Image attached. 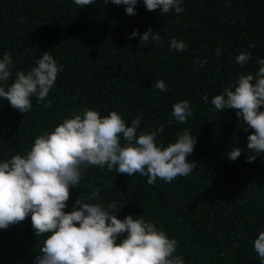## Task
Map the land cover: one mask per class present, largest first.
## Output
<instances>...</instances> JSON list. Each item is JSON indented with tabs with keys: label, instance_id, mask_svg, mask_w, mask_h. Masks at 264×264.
Here are the masks:
<instances>
[{
	"label": "trees",
	"instance_id": "trees-1",
	"mask_svg": "<svg viewBox=\"0 0 264 264\" xmlns=\"http://www.w3.org/2000/svg\"><path fill=\"white\" fill-rule=\"evenodd\" d=\"M182 7L180 14H163L160 9L148 11L139 0L137 14L128 15L125 5L104 0L85 8L74 0H0V57L6 52L13 57L12 76L3 86L15 81L17 71L27 73L37 66L43 51L62 66L46 100L40 103L33 96L28 113L0 98V160L26 154L40 134L86 108L101 116L117 111L129 127L139 116L138 133L163 125L158 146L166 147L189 130L198 143L188 157L197 164L187 177L171 183L157 179L150 185L140 174L129 177L93 166L79 187L72 188L65 211L99 187L100 199L92 202L116 201L119 219L131 214L153 222L179 241L176 255L185 264H260L254 241L264 231V154L247 162L252 155L247 136L253 130H243L247 124L235 109L218 112L211 100L239 74L259 70L264 0H183ZM149 28L161 39L141 45ZM136 30L140 35L132 37ZM172 38L183 40L187 50H171ZM241 52L252 54L243 66L236 63ZM197 57L207 60L199 71ZM161 79L167 92L154 87ZM184 100L193 115L181 124L171 113L172 105ZM48 102L51 107L46 109L43 104ZM236 147L243 151L231 161L227 154ZM42 242L30 216L0 229V264H36Z\"/></svg>",
	"mask_w": 264,
	"mask_h": 264
},
{
	"label": "clouds",
	"instance_id": "clouds-1",
	"mask_svg": "<svg viewBox=\"0 0 264 264\" xmlns=\"http://www.w3.org/2000/svg\"><path fill=\"white\" fill-rule=\"evenodd\" d=\"M95 2L74 0L81 8ZM104 2L125 5L128 15L137 14L139 0ZM182 3L183 0H143L148 11L160 9L163 14L173 10L176 14L182 13ZM139 35L138 30L131 34L132 37ZM160 39V34L149 28L141 36V45ZM187 47L183 40H170L173 51L184 52ZM216 54L220 55V49ZM251 58L250 52H241L236 63L243 66ZM257 60L260 67L255 74H239L237 81L211 100L218 112L235 109L240 120L247 124L243 130H253L247 136V150L252 153L249 163L264 154V111H261L264 59L257 57ZM205 64L207 60L201 61L199 57L194 61L197 71ZM12 69V53L6 52L0 57V98L26 114L33 107V96L40 103L46 100L62 66L48 51H43L37 66L27 73L17 71L15 81L6 88L3 82L12 76ZM154 87L162 92L168 90L162 79L155 81ZM203 100L207 103L208 95ZM43 106L50 108L51 102ZM171 114L175 121L185 123L193 115L189 101L173 104ZM141 119L139 116L132 119L129 127L117 111L101 116L98 111L86 108L82 114L65 118L53 131L40 134L26 154L0 160V229L19 225L30 216L34 234L43 237L36 264H185L183 257L176 255L179 241L169 238L153 222L131 214L119 219L116 201L107 205L92 202L100 199L99 187L87 200L78 198L72 210L65 211L72 188L79 187L83 175L93 166L102 170L106 167L109 172L115 170L129 177L140 174L148 178L150 185L157 179L171 183L178 176L187 177L193 172L197 163L188 157L194 152L197 137L183 130L175 142L158 146L157 135L163 133V125L138 133ZM242 151L240 147L231 149L228 159L237 160ZM125 233L126 237L121 240ZM254 251L260 264H264V231L255 239Z\"/></svg>",
	"mask_w": 264,
	"mask_h": 264
}]
</instances>
